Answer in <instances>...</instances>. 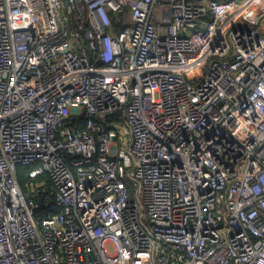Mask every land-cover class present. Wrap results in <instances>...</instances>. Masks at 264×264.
Listing matches in <instances>:
<instances>
[{
  "label": "built area",
  "instance_id": "obj_1",
  "mask_svg": "<svg viewBox=\"0 0 264 264\" xmlns=\"http://www.w3.org/2000/svg\"><path fill=\"white\" fill-rule=\"evenodd\" d=\"M0 264H264V0H0Z\"/></svg>",
  "mask_w": 264,
  "mask_h": 264
},
{
  "label": "trees",
  "instance_id": "obj_2",
  "mask_svg": "<svg viewBox=\"0 0 264 264\" xmlns=\"http://www.w3.org/2000/svg\"><path fill=\"white\" fill-rule=\"evenodd\" d=\"M120 115H121V113L117 112L115 115L109 117L108 119L118 118ZM76 124L78 127H83L84 126L83 119L81 117L78 118V120L76 121ZM32 167H33V165H28V166L27 165H21V166H18V168H17V178H18V181L20 182V184L22 185L23 188L25 187V183L27 180V173ZM43 178L45 179L46 186L48 188V191L45 192L43 195L48 197V196H50L49 191H50V187H51V181L49 180V178L47 176H40L37 178V180H40ZM49 212H53L52 207H50L49 209L47 207H42L38 211V214L43 215V214H46Z\"/></svg>",
  "mask_w": 264,
  "mask_h": 264
},
{
  "label": "rangeland",
  "instance_id": "obj_3",
  "mask_svg": "<svg viewBox=\"0 0 264 264\" xmlns=\"http://www.w3.org/2000/svg\"><path fill=\"white\" fill-rule=\"evenodd\" d=\"M78 118H80V117H78ZM112 120H113V125L117 126V128H118L119 135L121 138H117V140L119 141L120 148H122L123 145L127 141V127L124 124L119 123V117L113 118ZM129 184H130L131 190H133V188H134L133 182H129ZM109 249H110V251H113L112 246H109Z\"/></svg>",
  "mask_w": 264,
  "mask_h": 264
},
{
  "label": "water",
  "instance_id": "obj_4",
  "mask_svg": "<svg viewBox=\"0 0 264 264\" xmlns=\"http://www.w3.org/2000/svg\"><path fill=\"white\" fill-rule=\"evenodd\" d=\"M44 201H45V198L44 197H41L40 199H39V203H40V205H44Z\"/></svg>",
  "mask_w": 264,
  "mask_h": 264
},
{
  "label": "crops",
  "instance_id": "obj_5",
  "mask_svg": "<svg viewBox=\"0 0 264 264\" xmlns=\"http://www.w3.org/2000/svg\"><path fill=\"white\" fill-rule=\"evenodd\" d=\"M46 190L48 191V188H47V186H46ZM51 190H52V185H51V187H50L49 194H51Z\"/></svg>",
  "mask_w": 264,
  "mask_h": 264
}]
</instances>
